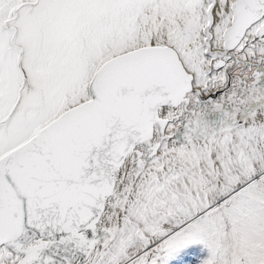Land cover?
I'll use <instances>...</instances> for the list:
<instances>
[{
  "label": "snow or ice",
  "instance_id": "6c2138e0",
  "mask_svg": "<svg viewBox=\"0 0 264 264\" xmlns=\"http://www.w3.org/2000/svg\"><path fill=\"white\" fill-rule=\"evenodd\" d=\"M0 264H264V0H0Z\"/></svg>",
  "mask_w": 264,
  "mask_h": 264
}]
</instances>
